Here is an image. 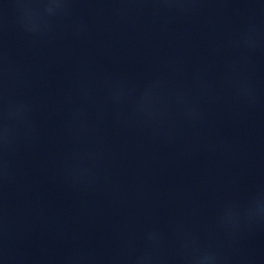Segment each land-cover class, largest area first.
I'll return each instance as SVG.
<instances>
[{"label":"water","instance_id":"1","mask_svg":"<svg viewBox=\"0 0 264 264\" xmlns=\"http://www.w3.org/2000/svg\"><path fill=\"white\" fill-rule=\"evenodd\" d=\"M31 264H264V0H191Z\"/></svg>","mask_w":264,"mask_h":264}]
</instances>
